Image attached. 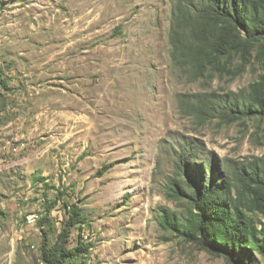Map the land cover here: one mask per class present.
Here are the masks:
<instances>
[{
  "label": "rangeland",
  "instance_id": "obj_1",
  "mask_svg": "<svg viewBox=\"0 0 264 264\" xmlns=\"http://www.w3.org/2000/svg\"><path fill=\"white\" fill-rule=\"evenodd\" d=\"M172 9L0 0V264H51L76 248L70 264H236L160 221L170 210L186 225L188 184L209 181L211 166L235 199L250 196L264 116L235 103L264 61L237 74L196 67L174 53ZM74 203L85 223L70 221Z\"/></svg>",
  "mask_w": 264,
  "mask_h": 264
},
{
  "label": "trees",
  "instance_id": "obj_2",
  "mask_svg": "<svg viewBox=\"0 0 264 264\" xmlns=\"http://www.w3.org/2000/svg\"><path fill=\"white\" fill-rule=\"evenodd\" d=\"M171 4L174 53L186 50L196 67L237 74L255 59L264 61V0H171ZM0 86L7 87L1 67ZM235 106L245 115L264 116V73L250 86L248 100ZM210 172L209 181H202V173L188 184L192 210L186 225L170 210L163 212L161 225L185 236L197 232L206 247L236 264H259L254 252L264 257V221L258 224L255 215L264 220V169L250 176L246 200L233 197L230 183L217 182L213 166ZM66 205L72 223L86 222L75 203ZM79 252L61 249L51 264H70L66 254Z\"/></svg>",
  "mask_w": 264,
  "mask_h": 264
}]
</instances>
